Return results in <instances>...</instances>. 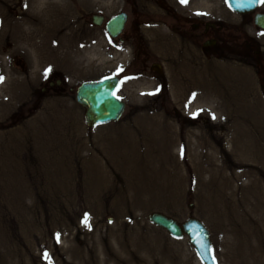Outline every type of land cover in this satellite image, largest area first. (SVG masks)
Returning <instances> with one entry per match:
<instances>
[{
	"label": "rangeland",
	"instance_id": "rangeland-1",
	"mask_svg": "<svg viewBox=\"0 0 264 264\" xmlns=\"http://www.w3.org/2000/svg\"><path fill=\"white\" fill-rule=\"evenodd\" d=\"M103 4L0 0V12L13 19L6 31L12 34L0 35V88L6 80L12 96L10 109L0 113V264H101L119 241L125 243L120 264H204L186 235L174 238L150 222L152 212L180 224L200 219L217 264H264V213L246 205L237 220L235 210L242 193L250 200L259 187L264 198V30L253 14H221L232 50L206 57L189 47L178 55L158 31L152 60L163 65V74L132 67L144 77L121 87L126 108L120 119L90 128L75 94L82 81L108 72L109 40L104 25L91 20ZM20 18L28 20L27 29L49 24L35 47L13 35ZM111 49L109 68L120 60L122 69L127 54ZM54 53L64 63H54ZM56 73L63 82L49 85ZM239 150L253 159H239ZM199 155L216 160L214 187ZM238 164L255 167L262 183L253 189L243 178L237 186L231 177ZM233 190L241 192L232 198Z\"/></svg>",
	"mask_w": 264,
	"mask_h": 264
},
{
	"label": "flooded vegetation",
	"instance_id": "flooded-vegetation-1",
	"mask_svg": "<svg viewBox=\"0 0 264 264\" xmlns=\"http://www.w3.org/2000/svg\"><path fill=\"white\" fill-rule=\"evenodd\" d=\"M103 1L102 9L93 14H109L105 22L115 14H127L126 23L118 37H112L105 27L106 33L111 40L109 44H113L117 55L123 52L128 56V62L122 69L119 66L120 60L117 62L120 72L114 71L121 81L137 80L141 76L140 72H142L141 69L143 68L155 70L153 68L155 64L160 63L152 60L154 47L160 46L159 43L155 42L158 31L169 37L167 45L174 46L172 48L177 51L178 55L186 47H189L197 53L194 55H203L205 57L210 55L221 56L223 50L229 49L228 40L230 35L228 36V33L224 31L229 26L225 25L221 18L218 19L220 17L219 14L251 15L258 12L264 13L261 7L262 3L254 10L238 12L229 7L226 0H188L186 4H182L180 0ZM96 6L100 7V5ZM132 14L134 15L132 16ZM248 15L246 18H248ZM161 19L165 23H162ZM224 32L227 33L228 40L222 36ZM160 43H163V38L160 39ZM229 50H232V48ZM108 52L113 55V58L115 57V52H112L111 47ZM168 58L174 59L172 55H169ZM124 60H126V55ZM125 62H121V64L124 65ZM109 65L108 69L116 70V64L112 68H109ZM134 66H138L141 69L132 72L131 68ZM58 79L61 78L56 73L49 81Z\"/></svg>",
	"mask_w": 264,
	"mask_h": 264
},
{
	"label": "water",
	"instance_id": "water-1",
	"mask_svg": "<svg viewBox=\"0 0 264 264\" xmlns=\"http://www.w3.org/2000/svg\"><path fill=\"white\" fill-rule=\"evenodd\" d=\"M232 5L236 7V0H232ZM253 7L249 3L246 7L238 9H245L244 11H246ZM123 19V15L117 16L111 21L110 25L117 31V27L121 26ZM95 21L100 23L101 20L95 17ZM255 22L264 28V14H257ZM118 85V79L106 77L100 81L84 82L78 88L76 100L86 108L85 118L90 127L119 119L124 110L125 103L116 96ZM150 220L167 229L174 236H182L183 233H187L202 259L207 264L213 263L209 234L200 221L191 218L180 227L175 220L161 213L151 214Z\"/></svg>",
	"mask_w": 264,
	"mask_h": 264
},
{
	"label": "bare ground",
	"instance_id": "bare-ground-1",
	"mask_svg": "<svg viewBox=\"0 0 264 264\" xmlns=\"http://www.w3.org/2000/svg\"><path fill=\"white\" fill-rule=\"evenodd\" d=\"M37 11L43 13L44 15H42V16L46 17V13L44 12V6L38 7ZM0 14H1L0 15V29H2L4 27L3 30H0V33H1L0 35H4L3 37H6L7 36L6 34L11 33V32H6V31H9L8 29H9L10 24L12 25L13 19L12 20L9 19V15L10 14L3 13V10L0 12ZM57 14L58 13L50 14L49 17H51V20H52V17L57 15ZM25 18H27V17H25ZM25 18L23 20L21 18L19 19V22L15 26V29H16L15 31H16L17 34L14 32L13 35H16L18 37V40L22 39L23 43L28 44L32 48V47H35V43L37 41V37L40 35L41 32H45L47 30L49 24H46V23H43V22H40L39 26H34L33 24H31L30 27L27 29L26 25L28 24L27 23L28 20L25 19ZM51 20H49L50 21L49 23L54 24L56 22V20H53V22ZM52 32L58 33V31L55 30V29H53ZM52 32L49 33L50 37H52V35H53ZM44 34H48V32H45ZM24 35L26 36V39H24ZM63 35H66V32H63ZM48 45H51V43L49 41H47V43H44L42 45V47L43 46L46 47ZM17 48L20 50L19 47H17ZM23 48H24V44L21 45V50ZM51 48H52L51 50H54V51H56L58 49V48H56L55 45H53V47H51ZM63 60L64 59L58 60L57 63L58 64L63 63V62H60V61H63ZM9 89H10V87L8 85V82L6 80L3 81L2 87L0 88V91H1V93H0V113H6L10 109V106L12 104L11 103V97L12 96H11V91ZM193 103H192V106L196 105L195 103L194 104ZM194 137H196V136H194ZM195 153L199 154V149L198 148L195 150ZM203 156L199 155V157H198L199 164L201 165L200 166V170H201V172H204V173H206V172H210L211 173V176H212L211 177L212 178L211 185H212V187H214L218 183V169H217V164L215 162L216 160L212 156H208V155H203ZM238 158L239 159H243V160H252L253 159L252 156L245 155V153L242 150L238 151ZM136 163H138V162H136ZM135 167H137V166H135ZM237 168H239V171H237L231 177L232 180L237 183V186L240 185V181L243 178H250L251 179V184H254L253 189H255L256 186H258V185H260L262 183L263 178H262L261 175L257 174L258 171H256L255 167H251L250 168L251 170H242L240 168H243V167H239V164H238ZM136 179L137 180L141 179V177L136 175L135 182H136ZM141 185L142 184H139L138 186H141ZM135 187H137V186H135ZM240 192H241V190H238V191L233 190L232 192H230L229 196L234 198L236 195H239ZM254 192H256V193L252 194V195H255V197L254 198L250 197V200H246L248 198H245V197H248V196H245L244 193L241 194L240 198L238 199V203H236V206H235L236 214H238L237 215V220L241 216L242 209L245 208L246 205H250V207H252V208H254L256 210H259L261 213H264V198L261 199V197L258 196V195H260V188L257 187V189ZM261 202H263L261 207L260 206H255L257 203H261ZM244 203H245V205H243ZM236 221H235L236 225L238 227H241V224L239 223V221L238 222H236ZM242 232L243 231H241V233ZM124 244L125 243H123L122 241H119L116 244L117 246L113 247L115 249V251H117V252H114V253L106 252V256H104L103 263H101V264H120V263L124 262V260H125V257H124V250H125ZM131 262H132V260H130V264H132Z\"/></svg>",
	"mask_w": 264,
	"mask_h": 264
},
{
	"label": "snow or ice",
	"instance_id": "snow-or-ice-1",
	"mask_svg": "<svg viewBox=\"0 0 264 264\" xmlns=\"http://www.w3.org/2000/svg\"><path fill=\"white\" fill-rule=\"evenodd\" d=\"M180 2L182 4H186L188 2V0H180ZM226 2L229 4V7H232V0H226ZM253 2H259V3H264V0H236V7L237 8H244L246 7L249 3H253ZM199 14V13H198ZM260 35H264V32L260 33ZM51 69H46L45 70V76H47L48 72ZM3 77H0V80H2ZM87 213L85 214V221H87ZM197 239H199V237H197ZM45 256L47 257V253H45Z\"/></svg>",
	"mask_w": 264,
	"mask_h": 264
}]
</instances>
